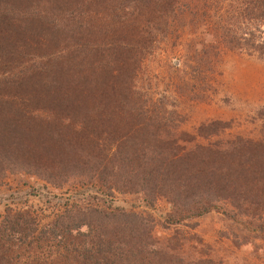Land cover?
Instances as JSON below:
<instances>
[{
  "label": "trees",
  "instance_id": "1",
  "mask_svg": "<svg viewBox=\"0 0 264 264\" xmlns=\"http://www.w3.org/2000/svg\"><path fill=\"white\" fill-rule=\"evenodd\" d=\"M213 17L219 40L204 43L214 55L219 44L264 55V36L233 26L264 30V0H0V181L21 173L78 188L50 201L44 221L2 204L0 264H219L160 247L153 219L115 207L116 193L147 208L164 199V227L196 226L222 204L264 213V130L258 140L180 148L161 105L135 89L175 21H187L183 31Z\"/></svg>",
  "mask_w": 264,
  "mask_h": 264
},
{
  "label": "rangeland",
  "instance_id": "2",
  "mask_svg": "<svg viewBox=\"0 0 264 264\" xmlns=\"http://www.w3.org/2000/svg\"><path fill=\"white\" fill-rule=\"evenodd\" d=\"M206 20L183 31L181 28L187 21H175L173 35L143 61L134 78L135 89L146 100L161 105L169 122L171 138L177 140L180 148L214 146L237 137L261 139L264 130V55L248 49L224 48L223 44L218 45V55H214V50L204 42L217 41L221 32L214 26L219 27V23L216 17L205 23ZM219 22L225 24L224 20ZM233 23L236 21L232 18L226 24ZM237 23L233 26L241 28L238 35L255 32L258 40L263 39L262 25L255 30L245 19H239ZM193 43L199 50L203 46L207 49L197 56L190 49ZM213 122L221 124L218 134L201 137L200 129ZM77 191V186L56 190L34 176L20 173L0 181V206L7 203L17 208L32 207L41 213L44 221L47 209L52 205L50 201L69 198ZM111 201L115 207L151 217L153 235L159 246L186 260L264 264V213L240 215L229 205L222 204L220 210L198 219L196 226L164 227L162 220L169 210L164 199H158L152 208L142 206L140 200L131 195L116 193Z\"/></svg>",
  "mask_w": 264,
  "mask_h": 264
}]
</instances>
